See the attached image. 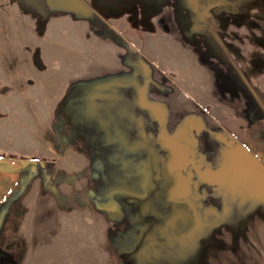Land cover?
<instances>
[{"label":"rangeland","instance_id":"374dc122","mask_svg":"<svg viewBox=\"0 0 264 264\" xmlns=\"http://www.w3.org/2000/svg\"><path fill=\"white\" fill-rule=\"evenodd\" d=\"M0 59V264H264V0H0Z\"/></svg>","mask_w":264,"mask_h":264},{"label":"crops","instance_id":"0c3cea01","mask_svg":"<svg viewBox=\"0 0 264 264\" xmlns=\"http://www.w3.org/2000/svg\"><path fill=\"white\" fill-rule=\"evenodd\" d=\"M1 61L3 62V60L0 59V62H1ZM4 61H6V60H4ZM17 66H18V65H17ZM0 68H1V69L4 68V70L6 71L5 78H7V71H8L7 68H8V66H6V65H1V63H0Z\"/></svg>","mask_w":264,"mask_h":264}]
</instances>
